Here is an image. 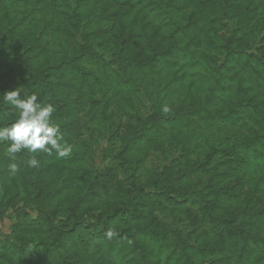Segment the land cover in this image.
Wrapping results in <instances>:
<instances>
[{"label":"rangeland","instance_id":"374dc122","mask_svg":"<svg viewBox=\"0 0 264 264\" xmlns=\"http://www.w3.org/2000/svg\"><path fill=\"white\" fill-rule=\"evenodd\" d=\"M214 1L0 0V90L52 103L72 147L12 172L0 144V264H61L54 247L72 264H264V0Z\"/></svg>","mask_w":264,"mask_h":264},{"label":"clouds","instance_id":"9594fccd","mask_svg":"<svg viewBox=\"0 0 264 264\" xmlns=\"http://www.w3.org/2000/svg\"><path fill=\"white\" fill-rule=\"evenodd\" d=\"M0 96L15 115L13 123L0 127V144L7 145L4 155L10 161L16 159L17 153L25 151L33 154L28 166L36 168L39 161L35 154L55 152L60 158L71 154L72 147L64 141L60 126L53 123L56 108L52 103H44L35 93L21 96L20 89L3 92ZM163 111L167 113L169 108L164 106ZM9 169L15 172L16 164L10 163Z\"/></svg>","mask_w":264,"mask_h":264},{"label":"trees","instance_id":"16d2710c","mask_svg":"<svg viewBox=\"0 0 264 264\" xmlns=\"http://www.w3.org/2000/svg\"><path fill=\"white\" fill-rule=\"evenodd\" d=\"M218 2L219 3V0H215L213 3L214 4H216V3ZM147 6V5H146ZM244 13H247L246 11L244 12ZM248 14V13H247ZM164 14H161L159 17H162V19H161V21H160V24H161V26H163L164 27V25L166 26V27H169V28H172V26H177V24L175 23V21L174 20H172V18H167V17H165V16H163ZM173 29H175V28H173ZM240 30H242L241 29V25H240V23H238V24H236V28H235V31H240ZM120 33H122V31H119V34ZM208 45L209 46H211L212 45V41L211 40H209L208 41ZM148 48L151 50V52L155 55V56H160V57H165V56H167L168 54H182V55H188L189 54V52H188V47H181V46H179V45H173V47L172 48H169V49H166L165 51L164 50H161V49H159L157 46H155L153 43H149V45H148ZM226 49H227V47H226ZM228 50V49H227ZM123 52H119V53H117L119 56H120V58H122L123 57V54H122ZM228 53V51L225 53V55ZM130 62V66L131 67H133L134 66V64H135V61H130L129 59H126V62ZM261 61V60H260ZM122 64H123V62H122ZM136 64H139V65H141L140 64V62H138V63H136ZM262 65H264V63H262ZM126 67H127V65H126ZM260 72H258L257 73V75L259 76V78H260ZM41 86V85H40ZM48 87V86H47ZM9 91H12V89H10ZM3 92H1V90H0V94H2ZM2 109H5V110H10V108H9V105H7L6 103H4L3 102V100H2V96H0V112H2L3 110ZM11 111V110H10ZM12 112V111H11ZM11 113H9V112H7V114H6V118L8 117V119L10 120V122H9V124H6V125H10L11 123H13L14 122V120H15V115L13 114L12 116L10 115ZM264 137V133L263 134H257L254 138H253V140L254 141H258L259 139H262ZM6 147H7V145H6ZM56 155V153L55 152H53L52 154H47V153H38V154H36L35 155V158L38 160V161H40V160H45V158H52V157H54ZM31 158H33V155H31V154H29V153H27V152H25V151H22V152H20V153H17L16 154V159H15V164H19V165H17L16 166V168H19L20 166H23V165H26L27 164V162H28V160H30ZM46 161V160H45ZM34 184H36V189L38 190V194L39 195H41V193H43V190H44V187L43 186H41L42 184H45V182L43 181V180H41V179H37L36 180V182H34ZM28 191V190H27ZM61 192L62 191H60V190H55L53 193H54V195L55 196H60L61 195ZM45 199L46 200H48L47 202H44V204H45V206H47V207H51V203H53V200H52V198H51V195H48V196H46L45 197ZM32 200V199H31ZM62 205V201H60L59 199H58V203H56V209H58L60 206ZM43 209V208H42ZM74 210L72 209V212H73ZM66 218H70V215H66L65 216ZM67 220V219H66ZM68 221V220H67ZM31 225L33 226V228H31L30 230H36V229H38V230H41V231H44L45 230V232L46 233H58V234H61L62 233V230L61 229H59L58 227H56V225H53V223H48L47 225H42L41 224V221H40V219H38L37 221H33V223H31ZM45 226V227H44ZM83 233H85L86 231L85 230H81ZM91 234V233H93V232H91V231H88L86 234H87V236H88V234ZM82 234V233H81ZM41 241H39V243L38 244H47L46 242L44 243V239H43V237L40 239ZM31 241H33V242H35L34 240H31ZM49 246V245H48ZM54 250H48V253H47V255L48 254H54V256H55V258L56 259H58V262H61V264H72V263H68L67 261H66V257H64L65 255L64 254H62V252L60 251V248H53ZM136 249L137 250H141L140 249V246L138 245V244H136ZM73 262V261H72Z\"/></svg>","mask_w":264,"mask_h":264}]
</instances>
